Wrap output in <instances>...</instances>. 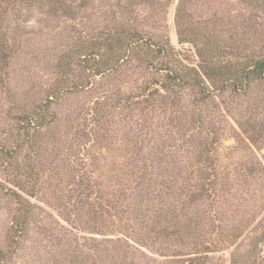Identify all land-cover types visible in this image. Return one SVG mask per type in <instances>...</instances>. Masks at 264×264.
I'll return each mask as SVG.
<instances>
[{"label": "rangeland", "instance_id": "obj_1", "mask_svg": "<svg viewBox=\"0 0 264 264\" xmlns=\"http://www.w3.org/2000/svg\"><path fill=\"white\" fill-rule=\"evenodd\" d=\"M108 1L114 2L69 0L68 4L88 6L84 11L90 15L102 4L109 9ZM152 1L154 7L140 10L141 17L148 20L147 30L152 31L155 23L151 18L154 9L163 6L165 16L158 20L156 32L170 38L185 65L200 63L197 52L209 46L208 39L220 37L240 48L246 37L256 46L264 44L263 31L247 33L240 27L250 14L245 0H184L188 13L184 28L195 35L187 36L185 42L176 25L182 0ZM43 3L41 9L32 10L17 1L3 3L7 22L20 28L21 51L11 60L5 81L0 82V181L7 179L3 185L21 194L30 214L24 218L21 236L16 237L19 206L15 197L0 191V264H175L194 250V241L185 238V247L168 243L177 249L165 248L168 239L165 244L157 242L152 227L146 228L151 216L138 213L144 194L125 177L138 173L135 160L163 158L172 163L173 174L167 181L171 194L180 182H198L199 174L210 171L196 165L194 148L180 140L181 133L168 119L116 108L120 98L138 95L152 81L145 72L132 66L99 77L92 70L82 72L86 65L75 58L74 44L79 36H93L108 23L92 18L79 26V21L54 18L46 6L49 0ZM60 65L70 67L66 77L61 76ZM225 102L228 112L223 110L218 117L221 141L215 146L216 170L225 188L213 202L195 208L198 223L194 225L201 243H213L209 264H232L234 260L264 264V244L259 240L264 232V173L251 176L247 169L251 161L264 166V143L255 146L240 140L244 135L237 125L239 106L230 98L215 99L209 107L214 110ZM33 112L39 115L30 127L27 119ZM42 115L47 121L56 116L54 124L38 127ZM25 132L35 141L34 150L25 144ZM162 147L166 149L160 151ZM178 173L186 178L175 177ZM14 174L27 178L26 193L9 184L7 177ZM83 180L89 187L81 185ZM30 185L38 190L36 197L28 195Z\"/></svg>", "mask_w": 264, "mask_h": 264}, {"label": "trees", "instance_id": "obj_2", "mask_svg": "<svg viewBox=\"0 0 264 264\" xmlns=\"http://www.w3.org/2000/svg\"><path fill=\"white\" fill-rule=\"evenodd\" d=\"M15 1L29 10L36 6L41 9L45 5L43 0H0L1 83L5 81V76L9 73L11 60L21 51V43L17 40L20 28H12L7 22L8 10L3 4ZM68 1L49 0L46 5L48 13L54 18L79 21V26L84 24L83 20L86 19V25L92 18L108 23L106 24L108 27L93 36L86 38L79 36L78 43L74 44V54L77 55L75 58L80 57L77 60L86 65L82 72L92 70L93 75L99 77L112 71H119L124 66H132L140 73L145 72V76L152 78V81L148 82L138 95H126L124 98L117 95L120 100L116 108L127 109L129 112L140 110L146 116H153V118L163 116L164 120L168 119L170 124L181 133L180 140L184 139L185 143H189L194 148L193 152L197 154L196 165L210 171L199 174L198 182H180L171 194L168 193L170 185L167 181L173 174L170 171L172 163L163 158L158 161L149 158L135 160L139 165L137 166L138 173L125 177L127 182L131 181L136 184L137 188L140 187L141 196L144 194L140 203H135V205L140 206L138 210L140 215L151 216L150 222H145L146 228L152 227L150 232L154 234L157 242L165 244L164 240L168 239L165 248L177 249L168 246V243H177L185 247L183 243L187 242L186 239L194 241L196 245V247L193 246L194 250L192 248L193 251L188 257L175 261V264H209L208 253L214 252L212 249L214 246L213 243L209 246L201 243L199 232L194 225V222L198 223L195 208L208 200L213 202L217 193L225 188L216 170L215 146L221 141L216 129L218 117L223 116L222 112H228L226 102L214 110L209 106L215 99L224 96L230 98L240 108V110L236 108L240 116L238 129L244 135L240 140L255 146L258 143H264V44L256 46L251 44L252 41L246 37L245 44H243L245 46L240 48L241 45L233 46L220 37H216V41L208 39L209 46L197 52L200 63L196 66H189L183 64L170 38L163 33L156 32L158 20L163 19V15L165 16L163 6L157 5L158 8L154 9L151 17L155 21L154 26L151 25L152 31L147 30L148 20L141 17L140 10L144 9L143 6L154 7L156 3L152 0L108 1L106 5L109 4V9H104L102 4L90 15L84 11L88 6L74 7L68 4ZM183 1L177 10L176 25L181 40L185 42L187 36L195 35L184 28L185 16L188 13ZM244 4L249 8L250 14L243 20L240 27L247 33L264 32V0H245ZM92 32L93 29L90 33ZM239 48L240 52L237 53ZM60 67L61 76L66 77L70 67L66 65H60ZM187 97L190 98L188 102H186ZM47 108L51 109V105ZM232 108L235 107L232 106ZM38 115V112H33L28 117L27 123L30 127L37 121ZM42 116L43 119L37 122L38 127L48 128L54 124L56 116L48 121L45 120L44 115ZM90 128L93 129V126ZM97 133H100V130L95 131V134ZM25 134V144L34 150L35 141L30 140L29 132ZM133 140L135 139H132V142ZM158 149L163 151L166 148ZM14 158L11 157V160ZM174 164L175 168H178L176 163ZM10 165L16 169L21 167ZM247 169L251 176L264 173V166L254 161L247 165ZM212 170L215 171L211 173ZM31 173L32 171L28 172L27 178L31 179ZM13 176L7 177L9 184L25 192L26 186H29L27 178L22 179V176L15 174ZM176 176L181 179L186 178L181 173ZM3 181L7 179L3 178L0 181V191L15 197L19 206L14 222V231L16 237H19L26 226L24 218L30 213L25 211L27 209H25V201L21 194L13 188L5 187ZM81 185L84 188L89 187L85 180L81 181ZM37 191L34 185H30L28 195L36 197ZM87 193L86 191V201L90 199ZM80 196L84 195L80 193ZM165 196L168 197L165 199ZM145 211L150 212V215ZM122 217L121 214L117 216L119 220ZM16 237L13 241H16ZM259 240L264 244V232ZM232 264L239 263L234 260Z\"/></svg>", "mask_w": 264, "mask_h": 264}]
</instances>
